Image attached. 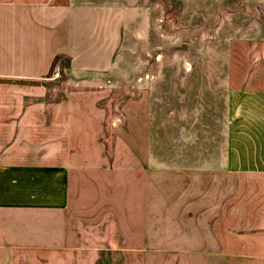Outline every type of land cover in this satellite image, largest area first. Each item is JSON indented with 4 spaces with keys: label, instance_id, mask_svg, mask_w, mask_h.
I'll return each instance as SVG.
<instances>
[{
    "label": "rangeland",
    "instance_id": "1",
    "mask_svg": "<svg viewBox=\"0 0 264 264\" xmlns=\"http://www.w3.org/2000/svg\"><path fill=\"white\" fill-rule=\"evenodd\" d=\"M47 4L73 6L76 46L18 105L32 115L16 153L78 181L69 208L95 264H222L215 239L251 210L246 182H222L226 95L264 78V0Z\"/></svg>",
    "mask_w": 264,
    "mask_h": 264
},
{
    "label": "crops",
    "instance_id": "2",
    "mask_svg": "<svg viewBox=\"0 0 264 264\" xmlns=\"http://www.w3.org/2000/svg\"><path fill=\"white\" fill-rule=\"evenodd\" d=\"M70 7L55 10L47 0H0V118L8 105L0 131V264H95V247L80 243L77 212L69 208L78 181L70 191L65 165L15 150L23 142L20 120L31 113L18 105L36 96L30 92H39L56 55L71 54L76 46L77 15ZM226 100L230 154L221 165L230 174L222 182H246L251 210L245 221L229 223L224 240L215 239V254L222 264H264V78L230 91ZM199 222L204 231L205 214ZM219 225L216 220V231Z\"/></svg>",
    "mask_w": 264,
    "mask_h": 264
}]
</instances>
